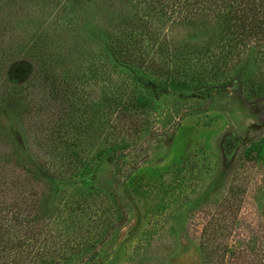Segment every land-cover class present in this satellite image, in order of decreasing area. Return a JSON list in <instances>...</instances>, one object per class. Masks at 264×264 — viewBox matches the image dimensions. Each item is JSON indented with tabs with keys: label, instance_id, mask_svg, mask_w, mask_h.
<instances>
[{
	"label": "rangeland",
	"instance_id": "1",
	"mask_svg": "<svg viewBox=\"0 0 264 264\" xmlns=\"http://www.w3.org/2000/svg\"><path fill=\"white\" fill-rule=\"evenodd\" d=\"M68 1L78 3L72 18L65 15L62 0H0V87L12 79L32 78L37 62L51 61L69 74L89 76L82 83V95L96 110L102 105L106 74L121 80L126 70L120 61L107 59L101 51L103 41L110 36L122 39L125 29L121 25L115 30L113 19H130L137 7L144 11L143 3ZM173 6L165 14L152 9L144 36L150 58L167 61V53L160 50L167 43L204 44V31L215 22L213 11ZM218 8L225 15L224 4L218 2ZM103 23L107 33L102 32ZM48 41L52 46L46 45ZM260 49L262 45L254 44L236 66L194 87L171 90L162 85H168L163 79L149 85L146 91L160 108V115L156 113L160 117L155 120V112L145 116L147 129L142 136L127 139L126 154L97 157L99 150L107 153L103 131L77 144L90 166L81 178L64 186L69 199L62 207L66 220L59 225H70L73 233L93 219L103 227L123 216L125 220L68 264H206L211 247L218 260L214 264H264V54ZM91 70H97L95 76L90 77ZM235 72L252 80L254 87H232L228 78ZM6 101L12 106V100ZM168 112L170 118L164 115ZM0 116L9 135L25 147L20 123L1 107ZM26 136V145L36 151L33 134ZM117 169L122 175L115 173ZM85 187L113 189L114 210L89 215L90 206L80 196Z\"/></svg>",
	"mask_w": 264,
	"mask_h": 264
},
{
	"label": "trees",
	"instance_id": "2",
	"mask_svg": "<svg viewBox=\"0 0 264 264\" xmlns=\"http://www.w3.org/2000/svg\"><path fill=\"white\" fill-rule=\"evenodd\" d=\"M62 1L66 2L65 15L72 18L79 10L78 3ZM218 2L227 8L225 15L221 14ZM142 3L144 11L137 7L130 19L121 17L115 22L113 19L115 30L121 25L125 29L122 39L110 36L103 41L101 51L107 59L120 61L126 70L120 75L121 80L106 74V90L99 109L93 110L82 95V83L89 76L84 72L69 74L54 67L51 61L37 62L32 78L23 82L12 79L0 87V107L20 123L26 139L25 147L16 143L3 127L0 116V264H68L83 248L93 243L94 248L106 232L124 222L123 216L106 227L99 219H93L73 233L70 225L62 228L59 224L66 220L62 207L69 199L64 186L81 178L90 166L83 149L77 148L78 143L96 135L97 130L101 134L103 131L107 153L99 150L96 156L109 152L126 154L127 139L140 137L146 131L145 116L155 112V120L160 117L156 114L160 115V108L155 107L154 99L146 91L149 85L161 84L163 79L168 85H162L171 90L194 87L197 82L216 78L236 66L254 44L262 45L260 51L264 54V0H142ZM174 4L194 12L213 11L215 22L204 31V44L188 47L167 43L160 48L167 53V61L150 58L144 36L148 19L155 12L152 9L165 14L173 10ZM102 25V32L107 33L106 23ZM46 45L52 46L49 41ZM37 56L44 59L40 54ZM91 71L90 77L95 76L97 70ZM228 82L232 87H254L252 80L237 72L231 74ZM252 92L255 93L254 89ZM6 100H12V106L8 107ZM164 115L171 117L169 112ZM27 132L33 134L36 151L26 145ZM115 173L122 175L118 169ZM85 188L88 189L80 196L90 206L89 215L114 210L117 198L113 189L102 192ZM96 201L99 203L94 205ZM214 252L211 247L206 264L218 262ZM93 256L91 253L90 257Z\"/></svg>",
	"mask_w": 264,
	"mask_h": 264
}]
</instances>
